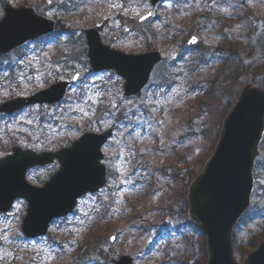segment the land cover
Returning a JSON list of instances; mask_svg holds the SVG:
<instances>
[{"label":"rangeland","instance_id":"rangeland-1","mask_svg":"<svg viewBox=\"0 0 264 264\" xmlns=\"http://www.w3.org/2000/svg\"><path fill=\"white\" fill-rule=\"evenodd\" d=\"M77 1L0 0V19L4 16L5 5L10 4L13 8H35L38 14L59 23V30L54 34L0 60V68L7 67L13 73H0V104L13 97L31 96L59 81L70 80L75 73L81 74V84L73 87L71 93L75 95H70L67 106H35L13 118L0 117V157L13 148L10 145L13 139L22 148L30 147L25 143L28 137L31 142L52 143L50 148L55 151L58 149L55 143L61 139L69 138L72 143L87 133L86 124L94 133L112 128L113 137L102 149L104 159L101 163L106 168L107 185L100 192L80 199L74 213L55 221L46 237L40 239L31 240L22 234L27 202L16 201L7 214L0 213V264H114L113 261L125 256L127 248L137 241L140 244L132 247L135 253L131 256L135 264H177L173 259L184 253L185 246L174 231L179 225L192 222L185 204L188 188L184 201L173 202V192L163 188L170 177L156 171L157 161L178 164L182 183L189 174L195 177L202 172L209 156H203L206 159L202 166L195 163L196 156L202 157L204 153L196 143L202 142L204 146L207 141L202 135L196 136L201 128L194 123H201L195 119L198 115L196 103L204 96L207 86L202 79L195 82L193 75L196 68L203 69L222 56L214 53L211 44L204 43L192 22L189 29L192 35L200 38L203 58L195 57L201 62L187 59L172 70L169 66L176 58L179 40L171 44L167 35L172 28L174 8L184 7L189 12L194 3L200 9L215 8L217 0L167 2L153 10L151 19L140 24L137 20L151 10L150 0H90L88 8L69 10L68 18L58 14L78 6ZM237 1L251 7L258 3L264 10V0ZM239 2L230 5L228 11L238 12ZM226 22L235 32H242L240 21L233 16H228ZM149 25L157 33L158 41L149 36ZM163 25L169 29L163 31ZM91 28L100 30L104 43L112 48L125 46L128 53H146L149 50L146 41H152V48H159L168 62L154 70L148 87L140 96L127 99L123 95V82L114 73L93 76L89 72L84 32ZM263 28L264 23L256 25L258 35ZM185 37L183 33L180 39ZM50 42L51 47L40 50ZM249 49V46L238 47L239 58L248 54ZM234 79V82L223 81L221 85L226 89L221 92L223 96L228 95L229 108L244 86L263 85L264 67L249 70L247 74L240 72ZM80 90L84 92V96L78 98L82 102L74 103L70 109L68 106ZM203 121L204 132L209 120ZM179 157L181 162H178ZM58 169L55 163L30 171L28 181L34 187H42ZM255 180L253 203L256 210L264 212V143ZM174 184L181 189L180 182ZM181 193L183 197L184 192ZM172 207L174 210L169 214ZM140 216L144 223L136 220ZM147 225L151 226L144 233ZM246 230L244 227L242 235ZM185 233L193 234L189 229ZM95 234L105 235L107 239L85 254L86 240ZM113 235L117 240L110 244L108 239ZM251 250L241 256L237 254V261L241 263Z\"/></svg>","mask_w":264,"mask_h":264},{"label":"water","instance_id":"water-1","mask_svg":"<svg viewBox=\"0 0 264 264\" xmlns=\"http://www.w3.org/2000/svg\"><path fill=\"white\" fill-rule=\"evenodd\" d=\"M163 1L151 0L152 8ZM151 16L149 13L140 22ZM55 28L54 20L37 15L33 8L7 5L5 17L0 21V56L53 33ZM86 42L92 71H115L124 80L127 98L144 89L154 67L162 61L158 52L128 55L112 50L103 44L96 29L86 32ZM197 43L195 36L188 42ZM78 78L77 74L71 82H60L31 97L8 101L0 106V113L14 114L31 105L57 104ZM112 135L113 130L86 134L70 148L56 153L37 154L15 148L12 155L0 161V212L6 214L16 200H25L28 208L23 234L29 239L45 236L54 220L73 213L80 198L105 187L102 147ZM263 137L264 87L247 85L223 121L214 153L188 190V214L205 235L207 264H238L233 252V232L252 203L254 168ZM55 160L61 168L43 187L28 183L30 169L51 165ZM115 241L116 236H112L109 242ZM114 263L134 264L129 256ZM243 264H264V240L245 256Z\"/></svg>","mask_w":264,"mask_h":264},{"label":"trees","instance_id":"trees-1","mask_svg":"<svg viewBox=\"0 0 264 264\" xmlns=\"http://www.w3.org/2000/svg\"><path fill=\"white\" fill-rule=\"evenodd\" d=\"M89 1L90 0H79L77 1L78 6L74 5L75 8L73 9L67 8V10L64 9V11L61 10L58 14L62 15L65 18H68L69 10H71L72 12L77 8H88L87 2ZM240 6L241 9L238 12L230 11L232 16L240 21L242 31L240 33L235 32L232 29V26H229L227 24L226 19L228 17V13L222 10L221 5H216L215 8H208L207 13L205 14H202V10L196 6H193L189 12L184 11L183 9H175L171 13V17L173 22L176 23L177 27L169 29L168 26L163 25L164 31L169 29L167 37L170 43L174 44L178 42L179 36L182 32H189V24L193 22V27L196 28L203 41L211 44L213 49L216 51V54L218 53L223 56L220 59L221 61L219 60L220 62L214 61L213 64L206 65L203 69L196 68L194 70V72H196V74L193 75L194 81L199 83V79H202V81H205L203 82V84L207 86L204 96L196 103V114L198 115H196L195 119L201 121V123L197 124L193 122L201 128V132L199 134L196 132V136L202 135L203 139L205 138L207 141L204 146L203 144H201L202 142L196 143V147L204 150L202 157L196 156L195 158V163H198L201 166L206 159H204V157L209 156L212 153L220 135L222 121L229 110V102L226 98L228 95L223 96V93L221 92L222 90L226 91L225 88L221 87L222 82H234V78L239 76L240 72L241 74H247L249 70H256L260 66L264 67V28L262 29L261 33H259V35L256 30L257 24L259 25L260 22L264 23V10L259 7L262 5L258 3H256L255 6L251 7L243 2ZM178 26L182 27L183 30ZM148 34L151 35L155 41H158V35L155 30L151 29L150 25L148 27ZM152 45H154L153 42L149 44L147 43L148 49H153ZM177 45L179 60L174 64H178L181 61H186L189 58H191V60L193 61L196 60L192 55L187 58L189 56V53H191V50L186 49V47L184 46V41H179ZM240 46H249L250 48L249 53H244V57L242 55L240 56L241 58H239V56L237 55L238 47ZM113 47L127 52V48L125 46ZM196 55H198L197 58L202 59L201 52L197 53ZM170 68L173 70L172 67ZM69 73L72 74L73 71ZM261 83L264 85V81H261ZM75 99L77 100L78 98ZM80 101L81 99H79L78 101H72L71 105L68 107L70 109H73L72 105ZM203 119L209 120V122H206V125L208 126L206 131L204 130V132L202 129V125L205 124ZM85 129V132L92 131V128L89 124H86ZM34 137H37V135H35ZM37 142L38 141L31 142L30 137L26 139L27 144L35 147L40 151L52 150L50 148L52 143L46 145L44 143L42 144L41 141L39 143ZM10 143L12 147L18 145L17 140L15 139H13ZM70 143V139L65 138L56 142L55 145L57 146V148H62L69 146ZM40 145L46 146L39 147ZM11 150L12 148L7 150L6 154H8ZM172 151L176 153L175 149H173ZM181 159L182 158L179 157L178 162H181ZM157 162L158 163L156 166V171H160L162 175L170 177L167 184L164 185L163 188L173 192V202L177 201L178 199H181L180 201H184L186 192L185 189L188 188L194 176H192V174H189L186 178V181L182 183V177L179 175L181 170L178 164H168L165 163V161ZM175 182L181 183V189L175 188V184L172 185ZM181 192H184L183 197ZM172 210H174V207L170 208L168 213L171 214ZM138 219L139 223H144L143 216L136 218V220ZM145 224L152 225V223H149V221H145ZM151 225L145 226L144 233ZM138 226L140 229L141 225ZM244 227L247 228V230L245 231L244 235H242V230ZM187 229L191 230L193 234H186L185 230ZM174 233L181 237V242L185 246L184 253L179 257L173 259L177 264L206 263L207 253L204 236L192 222L179 225L175 229ZM234 235V248L236 255L238 254L241 256L247 250L256 248L257 244L264 239V212L259 209L256 210V207H254L253 210H250L241 220ZM106 239L107 237L105 235L98 234H95V236H92V238H88L85 243L86 249L84 251L87 250L85 254H88L91 250H95L98 246V243L102 244ZM139 244L140 241H137L132 247H136ZM132 247L127 248V254L131 256H133L135 253V250Z\"/></svg>","mask_w":264,"mask_h":264},{"label":"snow or ice","instance_id":"snow-or-ice-1","mask_svg":"<svg viewBox=\"0 0 264 264\" xmlns=\"http://www.w3.org/2000/svg\"><path fill=\"white\" fill-rule=\"evenodd\" d=\"M193 42H195V41H193Z\"/></svg>","mask_w":264,"mask_h":264}]
</instances>
